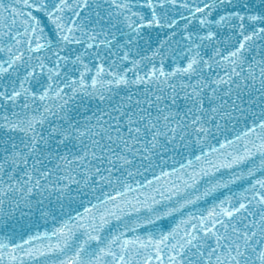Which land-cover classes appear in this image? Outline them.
Returning a JSON list of instances; mask_svg holds the SVG:
<instances>
[{
  "label": "snow or ice",
  "instance_id": "obj_1",
  "mask_svg": "<svg viewBox=\"0 0 264 264\" xmlns=\"http://www.w3.org/2000/svg\"><path fill=\"white\" fill-rule=\"evenodd\" d=\"M0 264H264V0H0Z\"/></svg>",
  "mask_w": 264,
  "mask_h": 264
}]
</instances>
